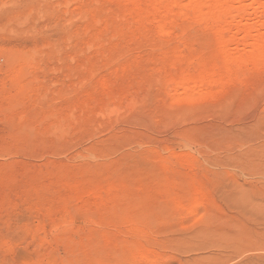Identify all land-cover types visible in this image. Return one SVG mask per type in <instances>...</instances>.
<instances>
[{
	"label": "rangeland",
	"instance_id": "obj_1",
	"mask_svg": "<svg viewBox=\"0 0 264 264\" xmlns=\"http://www.w3.org/2000/svg\"><path fill=\"white\" fill-rule=\"evenodd\" d=\"M164 1H0V264H264V53Z\"/></svg>",
	"mask_w": 264,
	"mask_h": 264
},
{
	"label": "bare ground",
	"instance_id": "obj_2",
	"mask_svg": "<svg viewBox=\"0 0 264 264\" xmlns=\"http://www.w3.org/2000/svg\"><path fill=\"white\" fill-rule=\"evenodd\" d=\"M166 1H164V2H166ZM169 1L172 2L174 0H169ZM232 1L233 0H190L189 5L188 4H185L186 6L183 5V6L187 7V10L189 9L191 11H194L196 14L198 13L199 16H198V14H197V16L195 14L196 18L199 17L203 21L207 20V22H209V20H211L210 18L212 17V22L214 24L213 26L216 29L218 40H219V42L221 44V48H222V50L224 52V56H225V58L227 60V65L224 66L225 70L239 68L240 66H242L246 62H248V60L251 58L252 55L256 54V57H258V56L260 57V56H262V52L264 53V36L261 35L262 32L260 34H259V32H256L257 35H252L253 33L249 32L248 28H247V30L245 29L247 27L246 25H250L251 26L252 23L260 21L259 16H257V15H259V14H263L264 15V2H260L261 4H259L258 2L255 3V4L258 5V6H256V7H258V9H256V12L258 13V11H259V14H255L256 16H252L251 14H249L248 10L246 9V8H249L248 6H250V3H251V5L253 4L252 2H250V0H240L238 5L235 6L234 8L231 7V6H233L232 5L233 4ZM174 2H176V1H174ZM236 2L237 1L235 0V3ZM170 4H172V3H170ZM255 4H253V5H255ZM253 7H255V6H253ZM180 9H181V4H180ZM183 10H185V9H183ZM246 10H247V12H246ZM188 13H190V12H188ZM253 13H255V11ZM160 14H162V13H160ZM233 14L235 15V17L238 16V18L239 17L241 18L238 21H239V23H240V21L242 22V24H243V25L241 24L242 27H241V25L235 26L236 30H237L236 32L241 34V38L237 37V36H234L235 38L234 37L228 38L225 35V32L227 31V29L232 25L231 21H233V20H231L232 18L230 19L231 21L229 20V16H231ZM181 15H182V13H181ZM190 15L192 16V14H190ZM163 20H166V19L164 18ZM262 21H264V20H262ZM239 23H237V24H239ZM159 25H160V23H159ZM210 25H212V24H210ZM259 26H260V24H259ZM261 26L264 28V23H262ZM253 30L254 29H252L251 31H253ZM229 44H234L236 46V52L235 51L230 52L227 49ZM17 66H20V65L18 64ZM17 70H19V69H17ZM14 72H16V70H14ZM19 76H17V79H18ZM9 78H12V76H10ZM202 80H200L201 81L200 83L198 82L199 84L198 83L196 84L191 79H186V80H183L182 82H180V84L177 85V88L179 86L178 89H180V92H182V94H183V92L186 93L187 91H189V93H190V92H194V91H198V90H203L205 88L207 89L209 87L208 83L205 82V81H202ZM22 84H24V83H22ZM24 85H26V84H24ZM18 90H20V89H18ZM182 94L180 93V95H182ZM184 94H183V96H185ZM129 229H130V227H129Z\"/></svg>",
	"mask_w": 264,
	"mask_h": 264
}]
</instances>
